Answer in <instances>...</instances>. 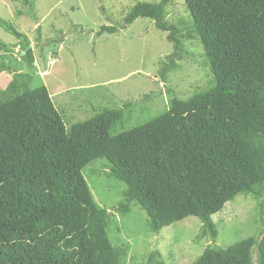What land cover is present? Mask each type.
<instances>
[{"label":"trees","instance_id":"obj_1","mask_svg":"<svg viewBox=\"0 0 264 264\" xmlns=\"http://www.w3.org/2000/svg\"><path fill=\"white\" fill-rule=\"evenodd\" d=\"M169 2H139L125 17V26L147 17L169 31L175 52L163 75L184 57L181 29L167 20ZM186 3L189 35L200 37L217 84L174 97L163 114L116 134L125 108H103L68 131L48 86L31 87L29 74L0 61V71L15 74L0 95V264H121L108 235L110 211L83 173L99 158L126 184L117 210L139 205L154 232L193 215L216 239L213 215L239 194L258 199L264 224V0ZM0 24L36 67L30 37L2 17ZM148 262L166 264L156 250ZM191 264H264V233L207 247Z\"/></svg>","mask_w":264,"mask_h":264},{"label":"rangeland","instance_id":"obj_2","mask_svg":"<svg viewBox=\"0 0 264 264\" xmlns=\"http://www.w3.org/2000/svg\"><path fill=\"white\" fill-rule=\"evenodd\" d=\"M158 1L0 0V17L30 37L36 67L24 62L21 39L1 24L0 42L12 49L0 47V61L29 74L31 87L48 86L68 131L103 108L126 109L112 134L136 127L169 110L174 97L187 100L217 84L204 62L200 37L189 35L192 18L186 0H169L167 6L168 22L181 29L184 57L165 75L161 70L175 52L169 31L147 17L125 26L135 4ZM8 73L0 71V95L9 91ZM83 173L96 202L110 211L108 235L121 264H149L148 256L155 250L166 264H191L207 247L224 248L264 233L259 201L251 194L237 195L213 215L216 239L203 233L202 220L193 215L154 232L139 205L125 214L117 210L126 184L112 173L106 158L91 162Z\"/></svg>","mask_w":264,"mask_h":264},{"label":"crops","instance_id":"obj_3","mask_svg":"<svg viewBox=\"0 0 264 264\" xmlns=\"http://www.w3.org/2000/svg\"><path fill=\"white\" fill-rule=\"evenodd\" d=\"M36 65V64H35ZM9 74V76H8V80H9V83H8V87L9 88H11V86H12V82H14V80H15V75L13 74V73H11V74H13V76L10 74V72L8 73ZM19 83V82H18ZM20 85V84H19ZM52 95V94H51Z\"/></svg>","mask_w":264,"mask_h":264},{"label":"built area","instance_id":"obj_4","mask_svg":"<svg viewBox=\"0 0 264 264\" xmlns=\"http://www.w3.org/2000/svg\"><path fill=\"white\" fill-rule=\"evenodd\" d=\"M51 62H53V60H51Z\"/></svg>","mask_w":264,"mask_h":264}]
</instances>
